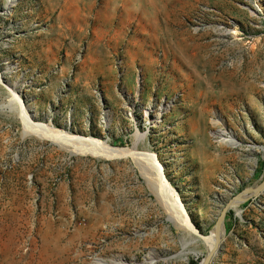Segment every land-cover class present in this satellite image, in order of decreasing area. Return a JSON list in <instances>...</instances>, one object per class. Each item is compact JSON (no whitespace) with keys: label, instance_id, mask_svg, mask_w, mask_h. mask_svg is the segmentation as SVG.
I'll return each mask as SVG.
<instances>
[{"label":"rangeland","instance_id":"rangeland-1","mask_svg":"<svg viewBox=\"0 0 264 264\" xmlns=\"http://www.w3.org/2000/svg\"><path fill=\"white\" fill-rule=\"evenodd\" d=\"M6 6L0 0V264H135L149 252L153 264H180L181 252V232L130 158L98 160L33 136L12 85L33 125L155 153L202 237L230 200L262 184L264 0ZM220 129L239 145L221 144ZM239 209L242 219L227 214L212 264H264V194ZM189 250L186 264L207 256L200 237Z\"/></svg>","mask_w":264,"mask_h":264},{"label":"bare ground","instance_id":"bare-ground-1","mask_svg":"<svg viewBox=\"0 0 264 264\" xmlns=\"http://www.w3.org/2000/svg\"><path fill=\"white\" fill-rule=\"evenodd\" d=\"M16 2L17 0H7V6L5 7V10L11 11V9L15 6ZM258 9L262 11L261 7H259ZM2 79V76H0V86L3 82ZM4 87H6V84H4ZM9 88L11 89L10 98L12 100V103L15 104L17 111L19 112L23 128L32 133L33 136L39 138L40 140L56 143L58 144V146H61V148L69 149L73 152V154H82V156H91L98 160L105 161H115L130 158L134 162V164L138 167L139 171L141 172V175L145 179L146 185L149 187L151 192L155 195L158 203L167 213L170 222L175 226V229L181 232V240L179 242L181 246V252L175 254L176 256L173 259L175 262L178 261L180 262V264L187 263V258L189 256L190 251L189 246L195 238L200 237L203 243L206 244L207 255L213 252L216 246L218 236L217 233L214 230H211L213 234L210 237H202L195 230V228L192 227L183 209L180 199L178 198L176 192L174 191V189H172L171 185L167 181L164 172V166L159 162L158 156L155 153L150 152L147 149L141 148H115L103 141L94 138L88 139L78 136H72L58 129H54L53 127H45V125H33V123L31 122V119L33 120V116L31 117V115H29L28 113L32 110L31 106H26L22 102V100L20 98H17L16 96L17 94L22 95L21 88H19V86L17 85L9 86ZM165 112L166 110L161 109L157 113V118L162 117ZM148 115H150V113ZM213 125L216 126L219 125V123L213 122ZM220 130L218 132L221 135V139L219 140L221 144H225L227 146H230L231 148H235L239 145L234 137L235 134L232 132L233 130L231 132H225ZM247 192L252 193L253 190H247L243 192L241 198L235 199L236 205L233 206L231 209L236 212L237 217L240 219H242L243 213L242 210L239 209L241 206L240 202L243 197L248 195ZM248 196H250V194ZM221 235L223 236L222 231ZM224 237H226V234L225 236H223V240ZM150 257L151 253L149 252L148 256H146L141 263L135 262V259H133V262L135 264H153L154 260L151 259L150 261ZM205 258L203 259V262L201 264H204ZM99 262H101V260Z\"/></svg>","mask_w":264,"mask_h":264},{"label":"water","instance_id":"water-1","mask_svg":"<svg viewBox=\"0 0 264 264\" xmlns=\"http://www.w3.org/2000/svg\"><path fill=\"white\" fill-rule=\"evenodd\" d=\"M248 191L253 190L252 193L247 192L248 195L250 194V196H245L243 197V199L240 202V205H245L248 202L257 199L258 197L262 196L264 194V181L262 182L261 185L247 189ZM245 192V191H244ZM244 193V194H247ZM243 194L238 195L235 199L241 198ZM230 200L223 209H221L222 211L220 216H218L219 218H217L218 220L215 221L216 224H214L215 226H213L214 228H212L216 233H217V241H216V246L215 249L213 250V252H211L209 255L206 256L205 260H204V264H212V262L215 259V256L221 251V246L223 243V236H225L226 234V217L227 214L232 211V207L236 205V200ZM221 231L223 233V236L221 235Z\"/></svg>","mask_w":264,"mask_h":264}]
</instances>
